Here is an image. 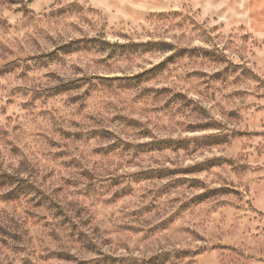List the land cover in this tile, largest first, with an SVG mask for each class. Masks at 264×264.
<instances>
[{
  "label": "clouds",
  "instance_id": "clouds-1",
  "mask_svg": "<svg viewBox=\"0 0 264 264\" xmlns=\"http://www.w3.org/2000/svg\"><path fill=\"white\" fill-rule=\"evenodd\" d=\"M0 264H264V0H0Z\"/></svg>",
  "mask_w": 264,
  "mask_h": 264
}]
</instances>
